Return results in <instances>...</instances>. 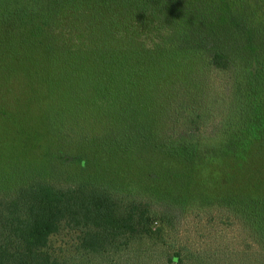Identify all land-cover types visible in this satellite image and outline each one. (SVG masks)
<instances>
[{
    "label": "rangeland",
    "instance_id": "rangeland-1",
    "mask_svg": "<svg viewBox=\"0 0 264 264\" xmlns=\"http://www.w3.org/2000/svg\"><path fill=\"white\" fill-rule=\"evenodd\" d=\"M29 1L16 0V12ZM135 1H111L120 23ZM212 1L216 32L189 33L181 52L171 41L153 45L161 4L151 23L128 33L101 24L95 38L75 16V28H44L43 9L0 31V246L11 240L7 222L44 188L85 183L111 188L135 230L119 250H84L81 233L65 224L52 236L62 260L170 264L178 253L187 264H264L262 236L232 224L227 211L264 206V2L246 9L233 0L237 19L217 0L179 3L191 13ZM215 49L233 71L210 63ZM207 109L212 118L196 119ZM48 226L39 211L36 232Z\"/></svg>",
    "mask_w": 264,
    "mask_h": 264
},
{
    "label": "trees",
    "instance_id": "trees-1",
    "mask_svg": "<svg viewBox=\"0 0 264 264\" xmlns=\"http://www.w3.org/2000/svg\"><path fill=\"white\" fill-rule=\"evenodd\" d=\"M0 1L5 2L3 6H0V31L2 34L5 33L3 28H18L17 25L23 20L22 17L28 18L29 23L33 21V18L38 20L39 14L36 12L42 9L46 11V16L42 19L44 24L41 23L44 28L46 26L47 28H65V26L75 28L74 22L81 27L87 25L86 28H90V32L95 38V34L99 33L96 28H99L101 24L108 30L120 28L119 31L128 33L130 30L143 28L146 20L150 22L153 17L151 9H156L157 4L163 5L164 10H159L160 16L157 18L156 24L150 22L153 27L151 29L157 32V40L153 44L156 49L165 47L171 41L170 48L181 52L185 42L189 39V33L193 32L198 37L205 34L206 31L216 32L215 12L211 8L215 4L214 1L208 5H198L197 12L189 13V11L187 13L184 11L185 6L180 4L179 0H136L129 7V11L123 15L125 19L122 23L119 22L121 12L112 11L110 8L111 1L121 3L125 0H30L28 4L25 3L27 5L19 4L21 13L16 12V0ZM12 1L14 4L7 3ZM240 1L246 5V9L251 3L257 5V2L251 0ZM217 2L222 5L219 6L221 9L229 7L234 19H237L235 8H232L233 0H228L227 6L223 5V0H217ZM259 2L262 4L264 0H259ZM169 9L173 10L171 16L166 15ZM89 10L90 18L85 23L84 15ZM101 10L103 13H107L100 14ZM58 15H60L58 20L52 25L51 20ZM73 16L75 18L73 22H70V18ZM237 23L240 27L245 24L241 20ZM66 34L63 36L64 38ZM100 41L101 39L97 38L94 47V50L101 51H95L94 55L97 58L105 50L104 45L98 44ZM168 48L163 49L166 51ZM209 60L215 68L221 71H233L232 67L235 62L229 60L221 49L211 52ZM108 62L103 59L102 63L108 64ZM134 64L136 69L141 68L139 61L136 60ZM133 72L136 71L133 70ZM234 113L235 110L232 114ZM213 116L212 111L208 109L205 112L196 113V119L200 121L208 120ZM241 129L244 127L242 126ZM116 199L117 195L114 196V191L111 188L85 183L79 188L71 187L62 192H57L53 188H44L23 214L14 215L7 222L5 233L11 236V240L0 246V264H79L75 260H62L63 256L53 250L54 238L52 236L59 233L65 224L81 233L84 238L81 248L84 250L100 248L101 250H119L126 237L135 229L132 216L120 213ZM227 209L230 222L231 219L233 220L232 224H238L242 230L247 232L252 230L255 235L259 234L264 239V206L252 203L251 207L248 206L245 209L240 205L229 204ZM39 211L43 212L48 221V231L36 232L35 230ZM114 255V259L118 257L123 259L125 254L114 252ZM169 263L187 264V261L176 253L169 259Z\"/></svg>",
    "mask_w": 264,
    "mask_h": 264
}]
</instances>
